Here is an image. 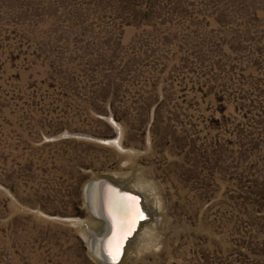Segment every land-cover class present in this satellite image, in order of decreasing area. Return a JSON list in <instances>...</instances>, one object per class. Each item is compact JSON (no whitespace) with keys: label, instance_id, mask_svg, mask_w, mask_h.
I'll use <instances>...</instances> for the list:
<instances>
[{"label":"rangeland","instance_id":"obj_1","mask_svg":"<svg viewBox=\"0 0 264 264\" xmlns=\"http://www.w3.org/2000/svg\"><path fill=\"white\" fill-rule=\"evenodd\" d=\"M95 175L159 206L119 264H264V0H0V264H102Z\"/></svg>","mask_w":264,"mask_h":264},{"label":"water","instance_id":"obj_2","mask_svg":"<svg viewBox=\"0 0 264 264\" xmlns=\"http://www.w3.org/2000/svg\"><path fill=\"white\" fill-rule=\"evenodd\" d=\"M128 196L135 197L139 207L136 211H132L133 220L127 225L124 236L119 239V249L113 250L112 245L116 234L109 233L112 224H120L124 218L127 211L122 212V209L126 207L125 199ZM83 200L95 219L102 222L103 233L101 235L96 227L85 224L90 234L88 245L91 256L102 264L121 263L129 240L138 231L140 223L150 218L143 205L141 194L129 187L127 182H119L106 175H95L89 177L83 185Z\"/></svg>","mask_w":264,"mask_h":264},{"label":"bare ground","instance_id":"obj_3","mask_svg":"<svg viewBox=\"0 0 264 264\" xmlns=\"http://www.w3.org/2000/svg\"><path fill=\"white\" fill-rule=\"evenodd\" d=\"M113 140L120 143V137L119 136L113 138ZM136 191L141 194V196L143 198V205H144L145 209L148 211L150 218L148 220H144L140 223L138 231L129 240V242L126 246V250H125L122 261L125 260L126 256L135 247L136 243L140 239L141 234L148 231V229L150 228V224L153 223L152 221L155 219V221L157 223L158 220H160V218H159V212H160L159 206L157 205V203H155V197L153 196V194L151 192L149 193L145 190H140V189H138ZM125 202H126L125 203L126 207L124 206V208L122 209V212H125V211H127V212L125 213L124 218L121 220L120 224L119 223L118 224H112V227H111V230L109 233V234H111L114 232L116 234V236H115L116 238L114 237V240H113L114 244L112 245L113 250L119 249V247H120L119 239L122 236H124L126 229H127V225L129 223H131L133 220L134 214L132 213V211H136L137 207H139V203H138L137 199L133 196L126 197ZM92 226H94V225H92Z\"/></svg>","mask_w":264,"mask_h":264},{"label":"trees","instance_id":"obj_4","mask_svg":"<svg viewBox=\"0 0 264 264\" xmlns=\"http://www.w3.org/2000/svg\"><path fill=\"white\" fill-rule=\"evenodd\" d=\"M113 117L121 124V126H124L126 128L127 126V119L123 118L122 116H119L118 114H114ZM128 136L123 134V143L125 145H130V142L128 140Z\"/></svg>","mask_w":264,"mask_h":264}]
</instances>
